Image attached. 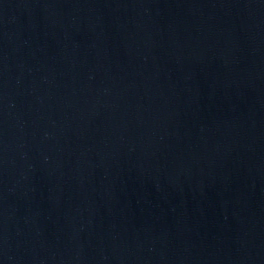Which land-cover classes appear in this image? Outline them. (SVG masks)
<instances>
[{"label":"water","instance_id":"water-1","mask_svg":"<svg viewBox=\"0 0 264 264\" xmlns=\"http://www.w3.org/2000/svg\"><path fill=\"white\" fill-rule=\"evenodd\" d=\"M0 264H264V0H0Z\"/></svg>","mask_w":264,"mask_h":264}]
</instances>
